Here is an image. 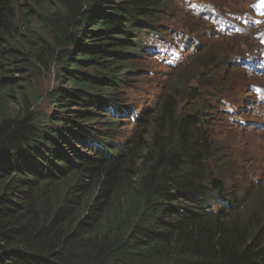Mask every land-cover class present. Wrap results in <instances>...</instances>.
Returning a JSON list of instances; mask_svg holds the SVG:
<instances>
[{"label": "trees", "instance_id": "trees-1", "mask_svg": "<svg viewBox=\"0 0 264 264\" xmlns=\"http://www.w3.org/2000/svg\"><path fill=\"white\" fill-rule=\"evenodd\" d=\"M145 1L0 0V264H264V190L214 196L234 170L225 132L201 139L198 115L184 118L195 62L147 106L135 149L108 160L80 143L100 98L140 82ZM53 67L56 108L38 113L32 71Z\"/></svg>", "mask_w": 264, "mask_h": 264}, {"label": "bare ground", "instance_id": "bare-ground-1", "mask_svg": "<svg viewBox=\"0 0 264 264\" xmlns=\"http://www.w3.org/2000/svg\"><path fill=\"white\" fill-rule=\"evenodd\" d=\"M175 4L177 5L178 9L183 8V6L180 5V0H176ZM186 6H195L198 10L199 16L204 14L203 8H205V3H202V0H189V3L185 4V7ZM237 11L238 9L233 10L230 8H226L223 11L219 9L218 16H214V19H217L216 25L218 23H221L222 21H232V17H234L235 15L240 18L237 14ZM211 12V10L207 11V14ZM240 14L244 18L247 16L245 11L243 10L240 12ZM250 16V21H240L236 23L235 27L234 23L228 24L229 28L226 31H222L221 34L227 41V49L236 48L237 55H245L240 58L241 64L245 65V67H243V69L239 73L242 72L243 74H248L246 82H249L252 79L258 88H262L264 86L263 74L259 70H257L255 72V76H253V68L256 64V57L253 54V44L257 40H259V34L261 33H255L256 35H254L253 29H250V27L246 28V26H251L252 24H254L255 31H257L256 23H261V18L256 14H253V12H250ZM159 24L161 25V23ZM163 24L164 25L162 30L163 33H165L168 29H170V25L167 24V21H165ZM201 24L206 26V19L203 20ZM150 25H155V23L152 22L150 23ZM197 25L199 26L200 24ZM150 32L151 34H149L148 30L145 29V26L143 24L140 25L139 40L141 42V46L139 47V49H137L139 51V56L138 60H136V67L139 68L140 72V82H135L133 84L134 86H131L129 91L127 90L126 94L122 97H117L114 99H112L113 96L100 98V101L102 102L101 107L99 108L100 110H103L105 112V116L98 121V124L91 125L87 129V133L85 135H83L85 131L81 132V135H83L82 139L84 140V143L82 142V140L80 141V143L83 144L84 148H88V153L90 155H97L101 152L106 151L109 157L108 160H112L116 157L125 155L127 153L126 146H129L127 143L130 144V142L132 143V139H136V136H133L135 129L138 128L140 130L144 127L142 125V122L145 118V110H147V106H152L154 105V103L158 104L160 102L162 96L161 94L166 88L164 87V83L168 82V78L173 73L172 72L168 75V70L170 69V67L175 69V71H178L184 68V62L187 60V58L191 59L188 62L189 64H192L193 62H195L196 58H199L203 55L206 56L204 52H199L196 54H193V52H191L192 54L184 53L183 55H187V57L173 55L171 48V45L173 46V44L170 42L168 44H164L165 40L162 38V33H160L161 31H159L158 25L151 26ZM175 33L176 35H178L177 31H175ZM192 34H194V31L190 29L189 36H191ZM189 36L180 35L179 37L181 38L174 37L173 40L176 39L178 45H181L186 51H188L191 47L196 46V40L198 39L196 35H193L191 38H187ZM182 38L186 39L187 41H184ZM158 41L159 44L155 45V43H157ZM174 44L176 45L175 41ZM131 46L134 45L131 43ZM249 51L251 52L249 53ZM255 51L257 52V50ZM262 52L264 56V49H262ZM150 61L153 63V65L149 67L148 63ZM160 62H162L164 66L168 65L170 67H167L164 70V72L162 73L163 77L161 79H156L154 67ZM249 64L253 65V67L248 66ZM130 72V70H126L125 75H130ZM143 79H147L148 83H143ZM115 81L116 79L113 78V82ZM139 84L152 85L149 90H145V94L151 98L150 100L142 101L140 98H138L137 90ZM246 90L247 87L244 91ZM197 92H200V89H197ZM251 98L259 99L260 93H254V96L251 95ZM200 105L204 106L203 104ZM205 109L206 108H204L203 111H205ZM209 114L211 115L210 119H214V122L213 125L207 126L212 129H219L220 134L221 132H225V135L223 137L221 136L222 138H226L228 135V143L224 144L225 147L229 148L231 155L233 156L232 163H234L232 176L224 178L215 177L211 180L210 187L212 194L219 198L223 197L226 194H231L233 198L243 199L253 193H256L257 190L263 191L264 184L258 183V181L262 179L264 175V173L260 174L259 166L261 163H264L263 159L261 158V156L264 155V148H260L248 157L247 153L249 149L253 147V143L251 141H246L248 143H244L245 145L243 147H241L240 145H235L234 150H232L229 145V142L233 140V137V141L237 143L238 141H236V139H238L243 133H249L252 137H254V132H250V129H247L244 125L234 122L232 118L219 116L220 112H218L217 116H215V108L210 107ZM115 124L119 125L118 131L115 128ZM229 130H231V132H229ZM138 135L140 136V139L142 137V134L139 133ZM247 157L250 160L249 167L248 162L245 161ZM182 206H184V204Z\"/></svg>", "mask_w": 264, "mask_h": 264}, {"label": "rangeland", "instance_id": "rangeland-1", "mask_svg": "<svg viewBox=\"0 0 264 264\" xmlns=\"http://www.w3.org/2000/svg\"><path fill=\"white\" fill-rule=\"evenodd\" d=\"M119 2V0H117ZM122 1V0H121ZM202 1H208L211 2L212 0H202ZM215 1H220V0H215ZM179 2V1H178ZM185 1H181V4L183 6L182 9H178L177 5L175 4L174 0L171 3V5L169 7H167V11L169 13H172L171 15H167V13L164 12V10H160L159 12V17L160 18H165L168 17V19L171 21V23H175L177 21L180 22V25L177 28H180V30L182 31H189L190 29H192L195 26V23H197V20L190 17L189 11L187 10V6L185 7ZM180 7V6H179ZM167 24H170L169 22H167ZM209 44V42H206V46ZM202 57H205L204 55L196 58L195 59V63L194 65L196 66V69H199V66L202 68L203 65L205 64L204 62H200L197 63L199 60H206ZM210 62V61H209ZM213 64V62H210ZM153 63L150 61L148 63V66H152ZM159 68L163 69V67L161 65H158L157 67H154V70H156L155 75H156V79H161L163 77V75L161 73H159ZM61 71L59 68L53 67L49 72L48 71H32V75L31 78L34 81V85L36 86L37 89V93L39 94V99L40 101L36 104V110L38 113H43V114H47L50 110V106H52V109L54 110L56 107L54 106V104L52 105V103L48 100L47 96L48 93L50 91H52V88L55 86V82H54V78H56V76L58 75L59 72L57 71ZM164 72V71H163ZM184 73V72H183ZM170 73H168L169 75ZM173 75V74H171ZM201 77V76H200ZM29 79V78H28ZM197 79V77H195V80ZM198 81V79H197ZM197 81L194 82V84H197ZM143 83H148L147 79H143L142 80ZM152 87V85L147 84V85H138V90H137V94H138V98H140L142 101H148L151 98L145 94V90H149ZM233 90V89H232ZM195 96L198 95V92H194ZM232 96V97H231ZM233 98V99H232ZM226 99L231 101L234 100V104L237 105V103L239 102V99H245V95L243 94V89L240 87H235L234 91H231V88L227 89L226 91ZM153 100V99H152ZM232 102V101H231ZM233 103V102H232ZM218 132H220L218 130ZM229 132H231V130H229ZM217 138V135H216ZM252 138L251 135H249L248 133H243L238 140L236 139V141H238L237 143H235L234 137L232 138L233 140L229 142L230 147L232 148V150H234L235 145H238L239 143H242L244 141H250ZM222 140H229L227 138H222Z\"/></svg>", "mask_w": 264, "mask_h": 264}]
</instances>
